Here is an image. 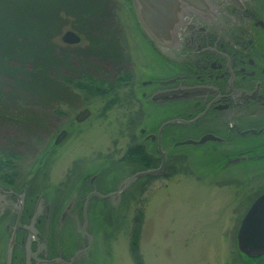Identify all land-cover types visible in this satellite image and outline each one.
<instances>
[{
  "label": "rangeland",
  "instance_id": "rangeland-1",
  "mask_svg": "<svg viewBox=\"0 0 264 264\" xmlns=\"http://www.w3.org/2000/svg\"><path fill=\"white\" fill-rule=\"evenodd\" d=\"M129 15L123 0H0V153H20L9 185L53 203L51 221L38 230L41 261L241 264L237 232L264 189V173L260 161L227 164L238 151L166 149L168 168L160 175L135 181L116 204L95 202L83 236L76 210L92 176L108 192L139 168L152 169L123 160L129 145L141 144V129L161 123L137 116L147 42L132 37ZM68 30L81 41L66 44ZM131 69L135 88L124 86ZM84 109L90 114L77 121ZM62 130L67 134L56 144ZM150 154L160 156L155 147ZM10 234L0 226V264H28Z\"/></svg>",
  "mask_w": 264,
  "mask_h": 264
},
{
  "label": "flooded vegetation",
  "instance_id": "flooded-vegetation-1",
  "mask_svg": "<svg viewBox=\"0 0 264 264\" xmlns=\"http://www.w3.org/2000/svg\"><path fill=\"white\" fill-rule=\"evenodd\" d=\"M123 3L134 25L132 37L147 42L143 49L148 59V78L142 81L143 101L139 98V102L143 111L137 116L161 121L157 130L141 129L139 143L146 152L150 154L151 147L158 152L160 146L166 155V170L169 163L166 149L202 146L217 152L238 151L227 164L237 162L246 166L247 160L260 161L256 167L259 165L261 174L264 173L262 0H238V3L231 0H199L198 3L123 0ZM134 79V69H131L124 86L135 88ZM207 135L215 138L199 143ZM238 154L240 157H236ZM94 177L88 181L87 191L77 204L76 212L82 213L84 218L83 236L87 235L95 202L111 200L116 204L117 201L115 197L100 198L94 194L105 195L116 190L103 192L98 183H94ZM7 183L0 182V189L10 193L0 192V226L4 231H11L13 247L19 245L26 250L28 264H44L40 258L44 247L38 230L51 221L53 203L38 192L19 190ZM263 192L264 189L251 200L249 207ZM88 237L91 243V236ZM11 253L13 258V250Z\"/></svg>",
  "mask_w": 264,
  "mask_h": 264
},
{
  "label": "water",
  "instance_id": "water-1",
  "mask_svg": "<svg viewBox=\"0 0 264 264\" xmlns=\"http://www.w3.org/2000/svg\"><path fill=\"white\" fill-rule=\"evenodd\" d=\"M140 1L141 3H170V2L198 3L199 2V0H140ZM231 1H233L234 3H238V0H231ZM158 5L160 6V4ZM170 9L171 7L169 8V10ZM167 26H169V23H167ZM62 40L68 44H77L81 41V38L75 31L68 30L62 36ZM186 91L188 92V90ZM89 114L90 111L88 109H84L76 115V120L83 121L88 117ZM66 134L67 131L62 130L57 136L55 143L59 144L66 136ZM207 138H215V137L207 135L203 137L199 141V143L204 142ZM158 151L162 158L161 164L158 168L138 171L130 176L125 177L116 187V190L114 192L105 195L100 193H94V194L100 198L115 197L117 203L121 198V196L123 195V193H125L137 179L145 176L160 175L163 172L164 167L166 165V155L160 146ZM0 192L10 194L9 192H4L1 189ZM237 247L239 251L242 253V255H244L245 257L259 259L260 257L264 256V192L254 200V202L251 204L250 208L248 209V211L246 212V214L244 215L241 221V224L237 232ZM10 251L8 257H11ZM42 262L45 263V261ZM53 262H56V260L50 261V263Z\"/></svg>",
  "mask_w": 264,
  "mask_h": 264
},
{
  "label": "trees",
  "instance_id": "trees-1",
  "mask_svg": "<svg viewBox=\"0 0 264 264\" xmlns=\"http://www.w3.org/2000/svg\"><path fill=\"white\" fill-rule=\"evenodd\" d=\"M87 85H90V84H87ZM77 86L83 88L82 84H77ZM111 88L113 89L112 86ZM98 90H100L99 87H98ZM126 151L127 152L123 156V160L125 161L130 160V159L134 160L135 163L141 164L140 167L151 168L156 162L155 157L152 154L147 153L145 147L142 144H137V143L131 144L128 146ZM18 156H20V153L14 150L3 151L0 153V176L1 177L3 176V180L5 182L14 181V178L18 175L19 172L14 162V158H17ZM240 258H241V264H253V263L257 264L258 262H261L260 258L259 259L248 258L243 255H240Z\"/></svg>",
  "mask_w": 264,
  "mask_h": 264
}]
</instances>
